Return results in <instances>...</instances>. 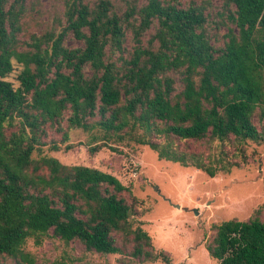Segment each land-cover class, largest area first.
Segmentation results:
<instances>
[{
    "label": "trees",
    "instance_id": "16d2710c",
    "mask_svg": "<svg viewBox=\"0 0 264 264\" xmlns=\"http://www.w3.org/2000/svg\"><path fill=\"white\" fill-rule=\"evenodd\" d=\"M125 2L120 10L114 0H64L61 28L28 42L18 37L23 0H0V264L7 257L33 264L26 242L40 245L51 236L99 253L130 245L133 259L169 263L147 232L133 227V204L120 195L129 189L116 176L42 152L49 127L62 132V141L68 128L81 129L92 154L146 145L158 159L210 177L240 166L246 143L261 138L253 118L258 111L264 120V0H221L222 46L207 33L201 5ZM128 31L130 58L123 55ZM68 34L82 46L65 45ZM14 62L21 65L17 87L6 79ZM170 72L179 75L180 90ZM188 140L207 143L208 153L181 149L178 141ZM50 148L60 146L51 140ZM258 212L212 225L205 248L217 264H264Z\"/></svg>",
    "mask_w": 264,
    "mask_h": 264
},
{
    "label": "rangeland",
    "instance_id": "374dc122",
    "mask_svg": "<svg viewBox=\"0 0 264 264\" xmlns=\"http://www.w3.org/2000/svg\"><path fill=\"white\" fill-rule=\"evenodd\" d=\"M63 3L64 0H23L19 39L31 42L34 35H41L51 28L59 30ZM114 3L117 9L125 10V0H114ZM182 3L204 7L206 31L215 46H222L227 26L223 22L221 0H182ZM153 32L154 26L143 35V44L147 45ZM64 41L70 47L82 46L72 34ZM133 45L132 34L128 31L124 56L130 58ZM108 53L113 60L119 57L117 52L112 54L108 50ZM20 69L21 65L14 62L13 71L6 77L14 87L19 85L17 74ZM170 74L177 80L176 89L180 90L179 75ZM253 121L261 133L260 140L246 143L240 166L229 172H218L214 177L193 166L158 159L156 152L146 145L118 144L117 150L105 146L92 154L88 150L89 135L81 129L68 128V138L62 141V132L49 127L42 152L65 165H85L116 176L129 189L120 195L133 204L129 218L133 227L140 226L146 231L151 237L153 251L167 253L169 263L161 259H133L127 252L130 245L123 253H99L87 250L78 241L64 242L53 236L40 245L29 239L25 251L31 254L33 264H217L205 248L213 234V224L228 219L246 220L257 210L264 221V120H259L258 111ZM61 126L67 129L65 120ZM51 140L60 146L58 150L50 148ZM67 144H71V148L65 149ZM178 144L183 150L205 154L209 151V145L203 141H178ZM228 148L234 151L232 145ZM115 237L120 244L122 236L115 233ZM1 264L16 263L7 257Z\"/></svg>",
    "mask_w": 264,
    "mask_h": 264
}]
</instances>
